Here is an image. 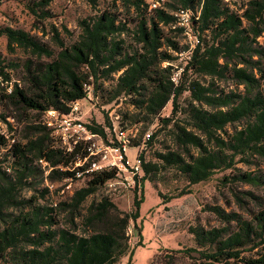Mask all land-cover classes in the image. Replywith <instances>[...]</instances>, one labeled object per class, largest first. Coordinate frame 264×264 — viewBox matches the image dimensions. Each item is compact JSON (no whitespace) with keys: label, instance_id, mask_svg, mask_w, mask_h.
Wrapping results in <instances>:
<instances>
[{"label":"trees","instance_id":"obj_1","mask_svg":"<svg viewBox=\"0 0 264 264\" xmlns=\"http://www.w3.org/2000/svg\"><path fill=\"white\" fill-rule=\"evenodd\" d=\"M169 1L178 5H168L176 11L175 14L161 8L151 9L144 0L130 2L131 7L143 16L134 32L135 41L141 48L131 55L124 54L122 43L115 40L116 35L128 31L127 25L118 24L117 17L111 13H104L91 22L83 21L79 40L70 48L57 39L61 48L57 58H54V52L49 47L25 31L13 28L0 30V34L8 40L9 52L19 48L37 59H53L48 64L27 62L25 72L29 90L16 85L8 99L41 115L51 110L67 115L72 103L86 99L88 86H95L99 78L107 79L122 72L117 81L118 96L126 93L130 97H140V100H133L134 105L151 118H157L172 102L173 117L162 120L166 126L178 114L185 115L188 127L177 124L175 139L182 147L196 149L198 155L190 161L176 153L160 154L159 159L177 167L191 185L208 181L218 171L232 169L239 156L259 155L264 158V97L261 92H255L258 84L255 75L245 68H238L243 63L247 66L254 64L253 57L259 52L253 48V43L264 34V0H251L241 16L226 8L223 0ZM48 4L49 0L40 2L36 7L40 9ZM182 10L193 13V30L200 37L201 44L194 50L176 83L173 81L174 67L162 68L164 63H172L176 58L162 49L166 44L176 52L180 49L165 37L163 27H176L179 20L176 14ZM32 11L39 17L37 11ZM41 17L47 19L49 15L43 12ZM176 30L184 33L183 28L177 27ZM206 32L213 33V43L203 47L201 33ZM235 60L239 64L229 69V64ZM7 68L0 54L2 84H11ZM229 71L234 79L245 86L244 95L217 96L213 85L207 87L198 78L185 81L189 72L198 77L221 79ZM186 92L190 93L192 101L186 109H182L179 99ZM245 119H252L247 128L227 138L221 136L228 126ZM87 127L108 142L105 127L96 124ZM107 128L113 129L109 120ZM153 139L151 136L147 144L152 143ZM46 140L47 137H41L26 146L14 145L15 165L23 168L22 172L14 173L16 178L0 167V264H119L126 257H129L128 264H132L134 251L128 229L130 222L136 223L140 219L144 198H135L134 210L130 214L121 212L108 200L92 206L90 216L85 221L84 234H79V227L75 223L70 228L60 226L53 216V209L17 200L18 191L35 174L30 168L34 160L31 155L37 160L47 161L52 167H69L87 156L82 146H77L72 153H65L48 147ZM131 141L132 147L141 145L139 141ZM6 145L7 140L0 136V147ZM142 159L144 177L141 182L149 180L148 176L158 171L157 165L145 163L143 154ZM74 176V172L54 170L51 178L68 179ZM116 177L115 170L95 174L89 187L78 191L72 204L68 205L72 214L78 215L87 198ZM238 181L259 183L260 179L243 174L238 177ZM28 205L29 208L26 207ZM11 209L20 213H10ZM256 222L260 234L245 223L243 234H236L225 241L221 240L222 235L218 230L192 229L201 249L214 246L216 252L211 254L191 249L184 254L191 257L195 252L202 261L239 260L240 254L235 249L245 245L251 235H264V211L256 217ZM96 224H102L103 231H96ZM174 254L183 252L175 251ZM175 261L176 257L171 256L169 261L161 259L160 263L176 264ZM243 264H264V257L258 260L243 259Z\"/></svg>","mask_w":264,"mask_h":264},{"label":"rangeland","instance_id":"obj_2","mask_svg":"<svg viewBox=\"0 0 264 264\" xmlns=\"http://www.w3.org/2000/svg\"><path fill=\"white\" fill-rule=\"evenodd\" d=\"M47 0H0V30L13 28L29 33L40 43L46 45L54 52L57 58L61 48L57 39L64 42L70 48L79 40L82 33L81 23L93 21L104 13H111L117 17L118 24H126L128 31L115 36L117 42L122 43L124 54H133L141 48L135 41V33L138 24L143 16L137 13L130 2L135 0H49L47 6L37 9L36 5ZM94 1L96 3H94ZM152 9H164L175 14L168 5L177 3L169 0H144ZM251 0H223L225 7L241 16L248 7ZM32 9L38 12L33 14ZM43 12L49 17L43 19ZM177 27H163L165 37L175 43L180 51L176 52L172 47H163V52L172 54L176 59L172 63H164L162 68L174 67L173 81L178 83L183 69L188 65V50L194 45L191 34L178 32ZM202 46L213 43V33H201ZM253 48L259 52L253 57L254 64L247 66L245 63L238 68H245L249 73L255 75L258 84L255 92H261L264 97V34L253 43ZM0 54L3 55L7 72L11 77V84L0 86V123L15 139V144L26 146L30 141L41 137H47L46 145L51 149H61L51 132L46 126V116L37 111L27 110L16 105L8 99L16 85L25 90L30 86L26 82L25 66L29 61L48 64L53 59L43 57L37 59L29 52L19 48L13 52L8 51V40L0 34ZM224 63V61H222ZM239 64L235 60L229 64V69ZM18 67H13V66ZM122 72L114 74L107 79L99 78L95 86L87 87V97L81 100L80 117L87 125H101L107 128V122L119 118L121 128L129 130L133 142L144 143L145 136L150 134L154 137L152 143L146 144L143 149L144 161L147 164L157 165L158 171L148 176L149 180L140 181L144 177H136V184L129 185L126 181L128 174H122L118 182L106 184L99 187L96 192L87 198L81 206L78 215L72 214L68 205L72 204L75 194L89 187L94 175L84 174L77 177L79 167L76 162L69 167H63L61 172H74L75 176L68 179L51 178L53 171L46 172L48 168L33 158L30 168L34 175L29 177L18 191L19 202H29V205L53 209V216L56 217L60 226L70 228L72 223L79 227V234H84L85 221L90 216V209L105 200L114 204L121 212L132 213L134 210L135 198H144L141 206V217L134 223L130 222L128 236L132 250L134 251L132 264H161V259L169 261V257H176V264H243L245 260H258L264 257V235H251V238L242 247H237L236 252L240 254L239 260L233 261H211L199 260L195 252L187 257L184 252L187 250H202L208 253H215L216 247L201 249L196 242L192 229H203L205 231L218 230L222 241L228 240L236 234H243L242 228L247 223L258 234L256 217L264 211V158L259 155L239 156L232 169L216 172L208 181L191 185L188 178L175 166L163 163L159 159L160 154L176 153L186 161L198 155V151L192 147H182L175 139L176 126L179 124L188 127L185 115L182 113L174 117V121L166 126L162 120L173 117V103L170 102L157 118H151L144 110L138 109L133 100H140V97H130L126 93L116 94L117 81ZM199 79L203 85L211 86L218 94L226 96L234 94L242 96L245 93V86L234 79L232 72H228L225 78L211 79L198 77L192 72L186 77L187 82ZM93 82V79L91 80ZM192 101L189 92L179 99L182 109H186ZM206 109L213 111L205 106ZM252 122V119H245L226 128L221 133L223 138L234 135L236 131L244 130ZM116 123V122H115ZM35 128H38L35 129ZM108 140L114 139V132L108 130ZM137 150L130 149L131 163ZM67 153V152H65ZM0 167L13 178L15 172H22V166L15 165L17 159L13 157V151L8 153L6 147H0ZM51 165V164H50ZM52 166V165H51ZM55 168V167H53ZM69 168V169H68ZM243 174H251L259 177V183H246L238 181ZM139 181L141 183H139ZM45 190H48L45 193ZM29 205L26 206L29 208ZM21 210V209H20ZM10 213L18 215L20 212L11 209ZM116 214H111L114 216ZM110 216V217H111ZM112 218V217H111ZM96 231H103L102 224L95 225ZM91 231L93 229L91 228ZM142 244L140 247L139 244ZM175 251H182L183 254H174ZM157 259V260H156ZM129 257L123 258L119 264H128Z\"/></svg>","mask_w":264,"mask_h":264},{"label":"built area","instance_id":"obj_3","mask_svg":"<svg viewBox=\"0 0 264 264\" xmlns=\"http://www.w3.org/2000/svg\"><path fill=\"white\" fill-rule=\"evenodd\" d=\"M154 7L157 8V5L154 4ZM176 16L179 19L176 27L183 28L184 33L191 34L194 41V45L187 52L188 61H190L194 50L201 44L200 37L195 34L193 30V13L188 10H182L178 12ZM70 108L71 111L67 115H63L55 110L47 112L45 115L47 118L45 124L53 138L56 139V142L61 145V149L65 152L72 153L77 146H82L86 151L87 156L76 162V165L79 167L77 177L80 178L84 174L95 175L115 170L117 171L116 179L109 181L107 184L118 182L119 178H122V174H128L129 177L125 178L126 181L129 182V185H135L136 177L142 176L144 173L142 154L147 141L151 139V135H146L144 143L139 147H132V138L129 136L130 132L121 129L118 122L119 118H117V120H112V131L115 135L114 139L106 142L101 136L94 134L87 127V124L82 122L79 116L81 113V101L72 103ZM108 130L110 129H107V131ZM0 136H3L7 140L6 151L11 153L16 141L1 123ZM130 149L138 151L133 164L131 163L129 155ZM1 159L0 154V162ZM39 162L44 166V169L48 168L46 172H51L54 169L64 170L61 166L53 168L50 163L45 160H40Z\"/></svg>","mask_w":264,"mask_h":264}]
</instances>
